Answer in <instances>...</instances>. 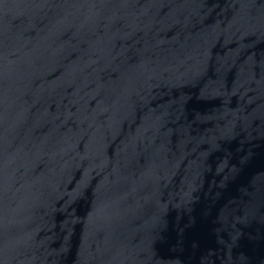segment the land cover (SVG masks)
Listing matches in <instances>:
<instances>
[{"label":"water","instance_id":"1","mask_svg":"<svg viewBox=\"0 0 264 264\" xmlns=\"http://www.w3.org/2000/svg\"><path fill=\"white\" fill-rule=\"evenodd\" d=\"M0 264H264V0H0Z\"/></svg>","mask_w":264,"mask_h":264}]
</instances>
